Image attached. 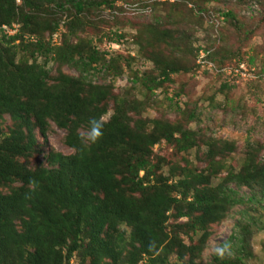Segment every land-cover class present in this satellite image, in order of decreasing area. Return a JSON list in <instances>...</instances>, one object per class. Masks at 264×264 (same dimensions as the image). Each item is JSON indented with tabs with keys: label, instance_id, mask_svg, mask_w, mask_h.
Returning <instances> with one entry per match:
<instances>
[{
	"label": "trees",
	"instance_id": "1",
	"mask_svg": "<svg viewBox=\"0 0 264 264\" xmlns=\"http://www.w3.org/2000/svg\"><path fill=\"white\" fill-rule=\"evenodd\" d=\"M116 1L0 0V26L18 25L13 35L0 31V115H9L16 124L8 134L0 130V187L9 189L0 190V264H140L142 260L144 264H201L208 235L205 227L227 217L236 206L248 203L264 208L260 202L264 159L259 157L263 145L248 146L241 169L228 171L214 187L198 188L202 176L188 170L183 180L169 184L158 172L162 158L152 148L163 141L177 152L187 151L195 138L185 124L197 118L190 112L184 124L177 119L141 117L153 91L173 84L171 75L194 68L199 49L215 67L241 57L240 49L222 53L211 47L192 48L181 36L178 22L201 25L207 0L172 3L165 18L170 23L167 30L158 25L164 22L157 16L138 24L140 54L153 65L150 74L130 80L132 88L138 86L145 93L141 101L129 93H114L112 80L92 83L90 71L114 79L121 74V61L127 62L108 57L78 38L100 23L89 19L96 10H114ZM222 17L227 25L240 29L234 13L227 10ZM60 25L63 39L52 45L51 37ZM219 31L218 37L224 38ZM141 35L148 38L145 45L139 41ZM251 35L238 33L241 46ZM40 56L42 65L36 62ZM50 60L75 69L78 76L58 69L50 78L45 70ZM248 62H253L252 57ZM230 89L224 83L219 87L227 97ZM179 95L180 90L173 92L172 98ZM48 121L65 133L64 144L72 153L49 151L44 158L47 167L19 163L16 158L35 146L32 126L44 139ZM94 128L99 135L93 138ZM170 174H175L173 169ZM240 187L249 190L246 198L237 193ZM168 219L172 226L167 225ZM122 225L129 228L127 236L118 231ZM239 231L243 233L245 227ZM187 232L201 234L194 241ZM240 236L229 238L240 243L232 246L236 257L219 253L205 264H245Z\"/></svg>",
	"mask_w": 264,
	"mask_h": 264
},
{
	"label": "rangeland",
	"instance_id": "2",
	"mask_svg": "<svg viewBox=\"0 0 264 264\" xmlns=\"http://www.w3.org/2000/svg\"><path fill=\"white\" fill-rule=\"evenodd\" d=\"M180 1L118 0L114 3V10L105 7L96 10L89 19L92 21L95 19L100 23L95 25V28L91 27L80 33L78 38L88 41L89 47L97 48L108 57H120L127 64L121 61V74L119 73L114 79L111 76L100 77L90 71L88 76L91 74V82L108 84L112 80L114 93H129L136 100H143L145 93L138 86L132 88L130 80L139 74H150L153 65L151 60L140 54V46L136 43L138 24L152 22L157 16L161 22H164V25L160 22L158 25L162 26L161 29L167 30L170 25L165 19L167 11L172 8V3L174 5ZM204 7L207 14L201 25L195 22L189 24L178 22L176 27L183 31L181 36H185L192 48L211 47L215 50L221 49L222 53L240 49L241 57L231 58V61L215 67L205 58L206 53L199 49L195 56L194 68L188 73L171 75L173 84L166 89L158 88L153 91L154 96H150V100L146 99L141 113V117L146 120L162 118L173 122L177 119L185 124L186 115L193 112L197 120L189 121L185 124V128L192 137L194 136V146L185 152H177L173 146L162 141L153 146L152 151L162 158L158 172L168 180L169 184L183 180V173L188 170L202 176L203 183H199L198 188L214 187L223 182L228 171H239L246 156L249 155L248 146L257 149L260 144L263 145L259 157L264 159V73L262 72L264 71V0H207ZM227 10L234 13L241 31L236 26L237 30L224 22L222 13ZM218 31L224 38L218 37L216 33ZM243 31L252 33L245 46H241L242 37L238 36V33ZM56 33L55 41L50 40L52 44H60L62 41L65 33L62 25ZM118 36L120 37L117 38ZM147 40L148 38L141 35L139 41L144 42L145 45ZM18 55L16 60L19 58ZM251 57L253 62L249 63L248 59ZM36 62L42 65L43 57L36 58ZM58 69L64 75L78 76L75 69L57 65L51 60L45 66L50 78L56 75ZM222 83L231 88L228 97L224 96L225 92L220 93L219 87ZM178 90H180L179 97L172 98L173 92ZM107 106L110 113L112 105L109 103ZM107 116L108 114L103 115L102 120H106ZM15 125L9 115H0V130L5 134L15 129ZM79 133L82 135L84 132L79 130ZM32 134L35 138V146L25 156L16 158L26 167H47L44 158L49 151L62 155L72 153V150L64 144L65 133L56 128L51 121H48L44 139L37 127L32 126ZM224 148L229 150L226 151ZM172 169L174 175L170 174ZM229 185L234 188L233 184ZM0 190L6 193L9 189L2 186ZM237 193L246 198L250 192L247 188L240 187ZM261 195L260 202L264 204V188ZM259 197L258 192L257 198ZM227 214V217L205 227L208 235L200 263L209 262L213 255L219 253L229 254L231 258L236 257L237 254L232 246L234 243H240L231 242L229 238L232 235L239 237L242 233L239 227L243 226L245 231L240 236L243 240V253L245 252L241 255L243 262L264 264V208L257 205L250 206L247 203L231 208ZM184 221L185 219L179 220V222ZM167 225L172 226L173 221L168 219ZM118 231L127 236L129 228L122 225L118 227ZM187 233L194 241L201 234ZM183 241L186 242L185 236ZM225 242H229V246H225ZM71 262L76 264L75 261ZM140 264H144V260Z\"/></svg>",
	"mask_w": 264,
	"mask_h": 264
},
{
	"label": "built area",
	"instance_id": "3",
	"mask_svg": "<svg viewBox=\"0 0 264 264\" xmlns=\"http://www.w3.org/2000/svg\"><path fill=\"white\" fill-rule=\"evenodd\" d=\"M17 29H18V25L17 24H14V23L11 24L10 26H5V25L0 26V31L3 34L8 35V36L15 34L16 31H17ZM56 36H57V33H54L52 35V37H51V41L54 42ZM51 44H52V42H51ZM52 45H58V44H52Z\"/></svg>",
	"mask_w": 264,
	"mask_h": 264
},
{
	"label": "clouds",
	"instance_id": "4",
	"mask_svg": "<svg viewBox=\"0 0 264 264\" xmlns=\"http://www.w3.org/2000/svg\"><path fill=\"white\" fill-rule=\"evenodd\" d=\"M92 135H93V138H94L95 136L99 135V132L94 128Z\"/></svg>",
	"mask_w": 264,
	"mask_h": 264
}]
</instances>
